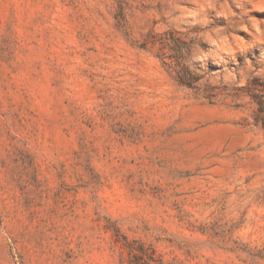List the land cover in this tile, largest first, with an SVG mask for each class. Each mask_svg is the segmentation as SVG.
<instances>
[{
	"label": "rangeland",
	"instance_id": "obj_1",
	"mask_svg": "<svg viewBox=\"0 0 264 264\" xmlns=\"http://www.w3.org/2000/svg\"><path fill=\"white\" fill-rule=\"evenodd\" d=\"M0 264H264V0H0Z\"/></svg>",
	"mask_w": 264,
	"mask_h": 264
},
{
	"label": "clouds",
	"instance_id": "obj_2",
	"mask_svg": "<svg viewBox=\"0 0 264 264\" xmlns=\"http://www.w3.org/2000/svg\"><path fill=\"white\" fill-rule=\"evenodd\" d=\"M257 30L259 31V27H257ZM242 43V42H241Z\"/></svg>",
	"mask_w": 264,
	"mask_h": 264
}]
</instances>
